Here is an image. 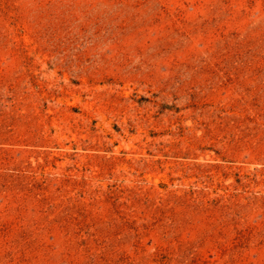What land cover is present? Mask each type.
Here are the masks:
<instances>
[{"label": "rangeland", "instance_id": "obj_1", "mask_svg": "<svg viewBox=\"0 0 264 264\" xmlns=\"http://www.w3.org/2000/svg\"><path fill=\"white\" fill-rule=\"evenodd\" d=\"M0 264H264V0H0Z\"/></svg>", "mask_w": 264, "mask_h": 264}]
</instances>
